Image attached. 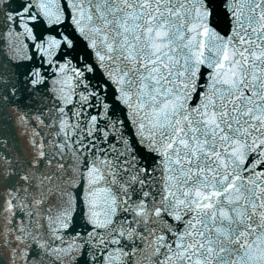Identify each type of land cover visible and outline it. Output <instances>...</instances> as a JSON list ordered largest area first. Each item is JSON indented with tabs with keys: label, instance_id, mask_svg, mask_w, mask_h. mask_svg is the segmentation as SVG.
Segmentation results:
<instances>
[{
	"label": "snow or ice",
	"instance_id": "6c2138e0",
	"mask_svg": "<svg viewBox=\"0 0 264 264\" xmlns=\"http://www.w3.org/2000/svg\"><path fill=\"white\" fill-rule=\"evenodd\" d=\"M0 264H264V0H0Z\"/></svg>",
	"mask_w": 264,
	"mask_h": 264
},
{
	"label": "water",
	"instance_id": "95a60500",
	"mask_svg": "<svg viewBox=\"0 0 264 264\" xmlns=\"http://www.w3.org/2000/svg\"><path fill=\"white\" fill-rule=\"evenodd\" d=\"M20 147H21V149L26 151V149H25V141H24L23 137H20Z\"/></svg>",
	"mask_w": 264,
	"mask_h": 264
}]
</instances>
